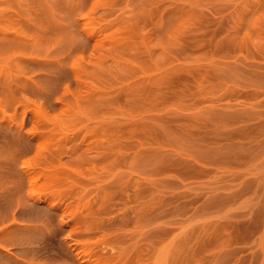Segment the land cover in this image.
Here are the masks:
<instances>
[{
  "label": "rangeland",
  "instance_id": "1",
  "mask_svg": "<svg viewBox=\"0 0 264 264\" xmlns=\"http://www.w3.org/2000/svg\"><path fill=\"white\" fill-rule=\"evenodd\" d=\"M0 264H264V0H0Z\"/></svg>",
  "mask_w": 264,
  "mask_h": 264
}]
</instances>
